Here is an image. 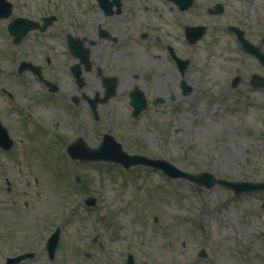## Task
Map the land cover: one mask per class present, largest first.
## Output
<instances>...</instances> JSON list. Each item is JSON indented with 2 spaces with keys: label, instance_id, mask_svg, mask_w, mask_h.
I'll use <instances>...</instances> for the list:
<instances>
[{
  "label": "flooded vegetation",
  "instance_id": "flooded-vegetation-1",
  "mask_svg": "<svg viewBox=\"0 0 264 264\" xmlns=\"http://www.w3.org/2000/svg\"><path fill=\"white\" fill-rule=\"evenodd\" d=\"M237 1L230 11V0H0V208L15 202L11 175L28 161L35 176L22 194L33 199L43 161L73 159L78 151L70 153V145L94 147L93 139L98 145L105 136L141 153L128 138L126 115L135 120L149 109L159 117L176 95L191 92L185 46L198 41L188 38L191 27L204 26L199 40L211 34L212 44L234 54L227 87L264 95V0ZM179 35L184 43L177 46ZM52 143L62 155L52 157ZM47 238L0 231V264H46Z\"/></svg>",
  "mask_w": 264,
  "mask_h": 264
},
{
  "label": "rangeland",
  "instance_id": "rangeland-1",
  "mask_svg": "<svg viewBox=\"0 0 264 264\" xmlns=\"http://www.w3.org/2000/svg\"><path fill=\"white\" fill-rule=\"evenodd\" d=\"M236 3L230 0L228 10ZM178 38L177 46L183 42ZM185 47L191 92L176 95L174 106L159 117L149 109L135 120L127 113L128 138L137 141L141 153L190 173L208 171L238 181L264 178V95L248 97L227 87L235 73L234 54L212 44L211 34ZM134 146L127 142L124 148ZM62 148L52 143V157L62 155ZM43 162L48 164L44 173H36L39 195L33 199L22 194L30 188L27 181L33 186L30 161L11 175L18 184L9 196L15 202L0 208V231L47 237L59 226L55 257L46 255V264H124L128 251L136 264H264V236H255L262 229L264 192L235 195L219 184L205 188L145 165L123 168L66 157L56 165ZM90 195L93 206L85 203ZM200 247L205 258L197 255Z\"/></svg>",
  "mask_w": 264,
  "mask_h": 264
},
{
  "label": "water",
  "instance_id": "water-1",
  "mask_svg": "<svg viewBox=\"0 0 264 264\" xmlns=\"http://www.w3.org/2000/svg\"><path fill=\"white\" fill-rule=\"evenodd\" d=\"M188 38L191 42L196 41L198 38L202 36L204 33V26L200 27H191L188 31H186ZM244 43V49H247V45ZM145 100V99H144ZM143 100V105L137 106L136 113L141 111L145 106V101ZM79 147V149H77ZM75 147V145H70L68 147V151L73 152V148H75V152L78 153L73 154L74 159L77 158L79 161H100L106 160L111 162H116L122 164L124 167H130L136 164H146L153 166L155 168L162 169L166 174L171 177L180 176L182 178L191 180L195 182L197 185H202L206 188L213 186L214 184H220L225 187L232 189V191L237 194L241 192H248L250 190H264V182L261 183H250L248 181H233L228 180L221 177H215L212 173L208 171H201L198 173H190L184 170L177 168L170 161L163 158H150L146 155H131L124 151L121 144L112 138H104L98 144L97 147H88V148H80V146ZM86 202L90 205L95 203V199L93 197H88ZM59 238V229L56 230L49 236L47 240V250L48 255L53 257V253L56 247L57 240ZM198 255L205 256L206 252L203 248L198 251ZM12 262V261H11ZM125 264H135L133 260V256L128 253Z\"/></svg>",
  "mask_w": 264,
  "mask_h": 264
}]
</instances>
